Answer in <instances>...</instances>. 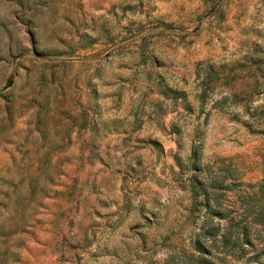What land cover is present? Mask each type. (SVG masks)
Wrapping results in <instances>:
<instances>
[{
	"label": "rangeland",
	"instance_id": "374dc122",
	"mask_svg": "<svg viewBox=\"0 0 264 264\" xmlns=\"http://www.w3.org/2000/svg\"><path fill=\"white\" fill-rule=\"evenodd\" d=\"M262 106L264 0H0V264H264Z\"/></svg>",
	"mask_w": 264,
	"mask_h": 264
},
{
	"label": "trees",
	"instance_id": "16d2710c",
	"mask_svg": "<svg viewBox=\"0 0 264 264\" xmlns=\"http://www.w3.org/2000/svg\"><path fill=\"white\" fill-rule=\"evenodd\" d=\"M264 112V106H262ZM235 169V168H234ZM225 174L217 177V184L222 181ZM259 184V186H258ZM214 186V184H211ZM264 179L253 182L251 185V191L246 193L247 199H251L252 203H245L242 205L240 211H234L226 218L225 223L220 225H205L201 228L203 235L210 238L219 239L222 246L236 245L238 241L251 243L249 239L250 226L264 225ZM245 195V196H246ZM206 198V197H205ZM207 206V205H206ZM207 210V209H206ZM209 211V209L207 210ZM210 214L216 215L218 218H225L226 215L223 212ZM192 250L184 255L183 260L186 264H208V259L203 253H208L207 247L202 243L198 237L190 239ZM264 253V249L261 251ZM160 264H172V258L166 257Z\"/></svg>",
	"mask_w": 264,
	"mask_h": 264
}]
</instances>
